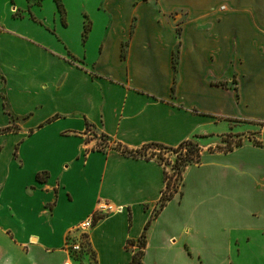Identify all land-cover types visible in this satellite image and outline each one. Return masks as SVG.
<instances>
[{"label":"crops","instance_id":"1","mask_svg":"<svg viewBox=\"0 0 264 264\" xmlns=\"http://www.w3.org/2000/svg\"><path fill=\"white\" fill-rule=\"evenodd\" d=\"M14 2L0 0V264H61L94 214V264H139L129 242L149 219L142 264H244L252 219L264 246V0H60L52 21ZM88 128L130 149L197 141L195 182L152 218L163 165ZM229 133L241 145L211 150Z\"/></svg>","mask_w":264,"mask_h":264},{"label":"rangeland","instance_id":"2","mask_svg":"<svg viewBox=\"0 0 264 264\" xmlns=\"http://www.w3.org/2000/svg\"><path fill=\"white\" fill-rule=\"evenodd\" d=\"M22 1H25V3H26V0H15L16 3L22 2ZM54 6H55V4H54L53 0H41V4L40 5L37 2V0H30V7H34V10H37V11L45 14L47 16L48 21H52V13H53V9L55 8ZM26 12H28V10ZM29 17L30 18H28L26 16V18H24V21L33 22L31 20L30 14H29ZM32 19H34V18H32ZM88 130L90 131V133H92V134L96 135V137H98V142H97V145H96L97 148H103L104 149L107 146L114 147V146L117 145V142L109 140L107 137H105L102 134H97L96 132H94V130H92V128H88ZM241 139L242 138L238 134H235V133L226 134L225 136L222 137L223 144L222 145H216L215 147H211V150H214V149L217 150L218 149L217 147H223V149L225 151H227V148H229V147L233 149L234 147H236L235 143L238 140H241ZM253 139H255L254 135H252V137H250V140L254 144ZM241 143H242V141H241ZM142 152L144 154L149 155L150 157L155 158L156 160H158L163 165V167H164L166 173L168 174V176H171V178H170V182H171L170 184L171 185H173L174 181H177L176 180V173H175V170L173 168V164L175 163L176 158H180L181 155H183V152H184L183 150L175 152L173 150L164 149V148H161V147H158V146L148 145V146H144L142 148ZM215 174H217V171L215 172ZM195 175L196 174H194L192 172V173H190L188 179L184 180V172H183L181 185H180L179 181L177 183L175 182V185L178 187L179 191H181L180 194H182V192L184 193L186 191V189H188V187L195 182ZM254 176L256 178H259L257 173H255ZM39 177L42 178L41 175H39ZM255 179L252 176H250V178H247L246 176H243V175H238L237 176L238 184H241V183H243V184H246V183H250L251 184L252 183L253 184V181ZM194 191H195V189L193 188L191 190V192H194ZM95 215L96 214H94V216ZM252 221H254V222L253 223H249V224H250V226L253 225L255 227H253V229L250 230V234H251L250 235V242L248 244H246V242H244V241L242 242L240 240L243 245L245 244V248L249 247L246 250L244 257H241V259H242V262L244 264H250V263L251 264H261V263H264V246L261 243V238H260V234H259V230H258V229L261 228V226H260L261 222H257L256 223L255 222V221H257L256 219H252ZM233 233L236 234V232H233ZM263 233H264V230H263ZM83 237H85L86 251H87V253L89 255L88 256L89 257V264H94L92 262L94 254L91 252V250H90V248L88 246L87 236L85 235ZM137 244H138V242L136 241L135 246L133 247L134 251L138 249ZM82 255H83L82 253H79V254H77L75 256L76 259H78V261H79L78 264H81L80 260H81V256ZM232 255L235 256L236 254L232 253ZM257 256H259V257H257Z\"/></svg>","mask_w":264,"mask_h":264},{"label":"trees","instance_id":"3","mask_svg":"<svg viewBox=\"0 0 264 264\" xmlns=\"http://www.w3.org/2000/svg\"><path fill=\"white\" fill-rule=\"evenodd\" d=\"M56 3V6L58 8V10L62 13V5L60 3L59 0H54ZM89 28V24L88 22L84 23V27H83V32H87ZM88 126V125H87ZM11 127L8 126L4 129H10ZM1 131V129H0ZM104 135V134H102ZM105 136V135H104ZM106 137V136H105ZM254 144L259 145V146H263V144L261 143V141L257 140V139H253ZM241 144V140H238L235 143V146H238ZM148 145H154V146H158L164 149H168V150H173L175 152L178 151H184L183 155H181L180 158H176L175 163L173 164V168L175 170L176 173V180L174 181L173 185H171L170 183V178L171 176H168V174L166 173L165 169H164V180H165V186L162 189L160 198L157 202L156 207L154 208L153 214H152V218L155 217L160 209H162L164 207V205L167 203L168 200H170L174 194L176 192H180L178 187L175 185V182L177 183L178 181L180 182V185L182 183V174L183 171L185 170V168L193 163H197L200 161L201 158V148L199 146V144L194 141L193 139H186L181 141L180 143H178L176 146H168V145H164L162 143H158V142H149L146 143L144 145H142L140 148H136V149H130L120 143H117L116 146H114V148L120 150L122 153L127 154V155H131V156H142L144 158H149L150 156L147 154H144L142 152V148L144 146H148ZM232 148H227V150H231ZM38 179H41L39 176L37 177ZM171 185V186H170ZM100 214H96L94 216V220H96L98 217H100ZM150 221L151 219H149L145 225H144V230L142 231L141 235L138 237V239L136 240L138 242L137 247L138 249L133 251L132 253V259L131 262L132 263H141V257L143 255L144 252V247L146 245V229L148 228V226L150 225ZM136 242L134 241H130L129 244H135Z\"/></svg>","mask_w":264,"mask_h":264},{"label":"built area","instance_id":"4","mask_svg":"<svg viewBox=\"0 0 264 264\" xmlns=\"http://www.w3.org/2000/svg\"><path fill=\"white\" fill-rule=\"evenodd\" d=\"M94 222V215L86 218L85 220L80 221L75 229L79 230V237L75 238L72 236H68L65 243V248L68 253V259L64 260L61 264H72L71 260H74L76 254L84 251L86 249L85 242V233L92 226Z\"/></svg>","mask_w":264,"mask_h":264}]
</instances>
